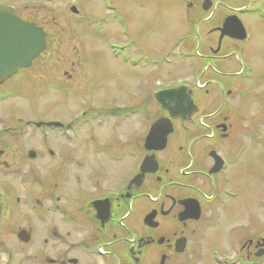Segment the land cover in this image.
<instances>
[{
    "label": "flooded vegetation",
    "instance_id": "obj_1",
    "mask_svg": "<svg viewBox=\"0 0 264 264\" xmlns=\"http://www.w3.org/2000/svg\"><path fill=\"white\" fill-rule=\"evenodd\" d=\"M204 1L199 5V19L210 22L211 28L204 45L206 67L191 88L196 108L192 107L194 113L185 122L171 118L174 130L162 150L146 145V122L139 128L131 125L132 132L112 139L77 135L79 139L70 140L62 132L69 124L58 116L21 114L9 110L11 102L0 109V257L8 249L4 235L12 234L21 247L43 237L46 264H201L204 231L211 227L213 237L229 227L208 224L223 206L225 221L239 218L231 228L235 242L224 247L238 253L237 264L260 263L264 235L253 217L243 220L239 202L245 118L239 104L227 100L239 94L246 73L255 78L253 68L236 70V50L248 32L244 40L221 38L225 18L243 12L235 8L214 14L224 1L212 0L209 13L203 9ZM5 5L13 6L21 19L35 22L14 5ZM203 13L209 14L202 17ZM41 57L45 56L40 54L30 66L0 79V103L6 104L11 97H31L40 87L65 86L67 80H45L34 72ZM158 110L159 117L171 116L160 104ZM53 121L56 126L48 124ZM151 155L158 167L142 172L144 160ZM239 180L236 196L230 199L226 190L233 191ZM188 200L197 201L198 218L194 210L181 218ZM195 201L188 204L195 206ZM217 248L206 252L227 253Z\"/></svg>",
    "mask_w": 264,
    "mask_h": 264
},
{
    "label": "rangeland",
    "instance_id": "obj_2",
    "mask_svg": "<svg viewBox=\"0 0 264 264\" xmlns=\"http://www.w3.org/2000/svg\"><path fill=\"white\" fill-rule=\"evenodd\" d=\"M0 1L17 7L25 18L35 21L47 33L45 57L38 59L33 66L34 72L45 80H68L62 87L37 88L35 94L26 99L16 97L5 100L3 103L6 104L0 103V109L11 102V111L20 110L21 114L38 118L58 116L64 122L74 121L83 110L86 119L94 117L100 125L93 118L90 123L75 121L73 131L71 129L69 133H75L80 138L105 135L106 139H112L111 136L139 128L142 122H146V117L150 127L160 115L151 95L183 82L193 87V77L206 66L204 45L210 37L207 31L211 24L198 20L201 0ZM223 1L224 6H218L212 13H230L234 8L245 10L240 18L247 28L248 38L240 42V48L236 50V70L242 66L253 68L255 78L252 73L247 78L243 77L239 94L234 93L227 100L238 103V110L245 118L242 122L244 130L241 131L245 135V160L243 169L238 170L243 183L240 211L243 220L253 217L263 234L264 0ZM191 2H194L193 7L189 5ZM71 6L78 9L77 14L70 10ZM24 7L27 10L24 11ZM242 91H247L248 96H244ZM144 101L141 113H132L125 117L128 119H118L116 115L108 116L107 120L104 117L106 111L112 108H121L116 110L120 117H124L130 107ZM131 125L134 128L129 129ZM136 136L140 138L139 134ZM70 139L79 138L73 135ZM236 186L240 187V180L234 182L233 191L228 189V193L235 194ZM230 199L228 202L232 201ZM223 209V206L219 207L216 212L218 217L208 224L217 225L216 228L220 229L227 224L229 230L223 228L213 237L209 235L214 231L211 227L204 231L200 241L204 254L198 260L201 264H218L215 260L217 256L232 258L231 261L237 258L238 253L226 250V247L235 242L234 229L231 228L236 226L233 223L239 218L225 221L226 211ZM16 240L12 234L4 235L8 249L1 255L0 264H46L43 237L24 247L18 246ZM11 247L14 249L10 251ZM214 247H223L222 251L227 253L219 250L206 252ZM258 264H264V256Z\"/></svg>",
    "mask_w": 264,
    "mask_h": 264
},
{
    "label": "water",
    "instance_id": "obj_3",
    "mask_svg": "<svg viewBox=\"0 0 264 264\" xmlns=\"http://www.w3.org/2000/svg\"><path fill=\"white\" fill-rule=\"evenodd\" d=\"M210 6V1L207 0L204 9L207 10ZM71 10L74 13L78 12L76 7H72ZM221 31V36L228 35L238 39L246 37L245 29L236 16L228 17ZM45 48L46 34L41 27L34 23L23 21L15 15L13 8L0 4V76L6 75L17 67L29 66L32 60ZM154 99L162 104V107L168 110L173 118H180L182 121H186L187 116L189 117L194 113L191 90L184 86L160 91L154 95ZM187 108H190V110L186 111L185 109ZM172 131V123L168 118L158 119L151 126L146 140L149 149L164 148L167 137ZM156 144H159V146H156ZM152 163L155 166L157 165L154 155L145 159L141 170L155 171L156 169H150L149 167ZM185 210L183 213L189 212L190 208L187 207ZM196 216L199 217L198 209Z\"/></svg>",
    "mask_w": 264,
    "mask_h": 264
}]
</instances>
